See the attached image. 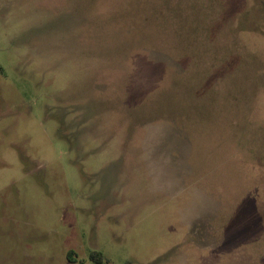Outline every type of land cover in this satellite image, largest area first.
<instances>
[{
    "label": "rangeland",
    "instance_id": "374dc122",
    "mask_svg": "<svg viewBox=\"0 0 264 264\" xmlns=\"http://www.w3.org/2000/svg\"><path fill=\"white\" fill-rule=\"evenodd\" d=\"M0 264H264V0H0Z\"/></svg>",
    "mask_w": 264,
    "mask_h": 264
},
{
    "label": "trees",
    "instance_id": "16d2710c",
    "mask_svg": "<svg viewBox=\"0 0 264 264\" xmlns=\"http://www.w3.org/2000/svg\"><path fill=\"white\" fill-rule=\"evenodd\" d=\"M73 252L69 251L68 252V259L71 260V256H72ZM90 259H92L94 262L98 263L100 261H102V256L100 254V252L97 251H92L89 254ZM72 261V260H71Z\"/></svg>",
    "mask_w": 264,
    "mask_h": 264
},
{
    "label": "flooded vegetation",
    "instance_id": "af4514ba",
    "mask_svg": "<svg viewBox=\"0 0 264 264\" xmlns=\"http://www.w3.org/2000/svg\"><path fill=\"white\" fill-rule=\"evenodd\" d=\"M67 257H68V255H67Z\"/></svg>",
    "mask_w": 264,
    "mask_h": 264
}]
</instances>
